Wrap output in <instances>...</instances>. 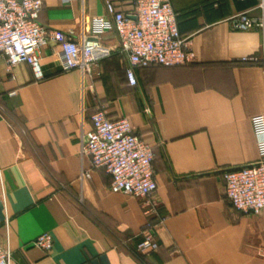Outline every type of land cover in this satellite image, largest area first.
<instances>
[{
  "label": "crops",
  "instance_id": "0c3cea01",
  "mask_svg": "<svg viewBox=\"0 0 264 264\" xmlns=\"http://www.w3.org/2000/svg\"><path fill=\"white\" fill-rule=\"evenodd\" d=\"M105 1L41 0L39 22L79 41L92 18L106 16ZM110 1L133 14L136 0ZM168 2L191 62L134 68L135 87L113 29L102 37L112 53L91 76L63 72L52 42L39 49L41 81L26 64L11 79L0 59V246L8 240L12 264H264V210H232L221 178L257 161L249 120L264 114L261 34L229 21L258 18L257 2ZM97 109L128 118L150 146V201L112 193L110 176L82 154ZM156 216L165 218L156 252L140 254L139 234ZM43 233L53 237L48 253L33 245Z\"/></svg>",
  "mask_w": 264,
  "mask_h": 264
},
{
  "label": "built area",
  "instance_id": "2783aa9c",
  "mask_svg": "<svg viewBox=\"0 0 264 264\" xmlns=\"http://www.w3.org/2000/svg\"><path fill=\"white\" fill-rule=\"evenodd\" d=\"M256 2L258 18L253 19L245 12L229 21L234 30L260 32L264 63V0ZM41 6V0H0V59L6 63L11 79H14L13 69L26 64L35 81L43 80L39 49L49 42L60 48L63 72L78 70L91 76L94 67L112 53V48L102 42L104 34L111 29L117 34L120 52L127 57L125 75L131 87L137 85L134 68H168L191 62L188 43L179 36L168 0H136L131 15H125L106 0V16L92 18L88 23L89 36H82L79 41L73 39L72 31L42 26L39 22ZM90 121L91 128L84 134L81 152L90 159L91 169L105 170L111 178L109 190L112 193L150 201L156 192L154 154L150 146L133 133L126 117L109 119L102 109H97ZM249 122L257 161L221 173L226 202L243 215H255L264 210V114L251 117ZM82 176L91 177L89 172ZM164 221V217L156 216V220L146 223L136 245L140 254L156 252V228ZM33 245L48 253L53 247V237L43 233ZM0 264H12L8 240L0 246Z\"/></svg>",
  "mask_w": 264,
  "mask_h": 264
},
{
  "label": "trees",
  "instance_id": "16d2710c",
  "mask_svg": "<svg viewBox=\"0 0 264 264\" xmlns=\"http://www.w3.org/2000/svg\"><path fill=\"white\" fill-rule=\"evenodd\" d=\"M160 67V66H159ZM165 68V67H164Z\"/></svg>",
  "mask_w": 264,
  "mask_h": 264
}]
</instances>
